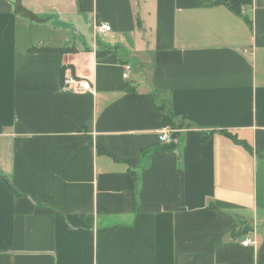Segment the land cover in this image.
<instances>
[{
  "label": "crops",
  "instance_id": "0c3cea01",
  "mask_svg": "<svg viewBox=\"0 0 264 264\" xmlns=\"http://www.w3.org/2000/svg\"><path fill=\"white\" fill-rule=\"evenodd\" d=\"M0 264H264V0H0Z\"/></svg>",
  "mask_w": 264,
  "mask_h": 264
},
{
  "label": "built area",
  "instance_id": "2783aa9c",
  "mask_svg": "<svg viewBox=\"0 0 264 264\" xmlns=\"http://www.w3.org/2000/svg\"><path fill=\"white\" fill-rule=\"evenodd\" d=\"M112 30L111 26L106 22H96L94 24V34L96 37L106 35L110 33ZM130 75V67L125 66V73L123 74L125 79H128ZM63 90L66 92H72V93H84L92 90L91 84L89 80L77 78L71 74L65 75L64 81H63ZM176 130H173L169 127H165L162 131L159 133V141L163 144H172L176 142V138L174 137V133ZM243 244L253 245L254 241L250 238H245L243 241Z\"/></svg>",
  "mask_w": 264,
  "mask_h": 264
},
{
  "label": "trees",
  "instance_id": "16d2710c",
  "mask_svg": "<svg viewBox=\"0 0 264 264\" xmlns=\"http://www.w3.org/2000/svg\"><path fill=\"white\" fill-rule=\"evenodd\" d=\"M31 51H49V52H60V53H66L71 52V49H64V50H48V49H33ZM154 101V99H153ZM158 109L164 111V118H163V124L165 127H169L173 130H181V129H188L191 127L189 123H185L183 121L178 120L173 113L171 112L170 107L165 106H157Z\"/></svg>",
  "mask_w": 264,
  "mask_h": 264
}]
</instances>
